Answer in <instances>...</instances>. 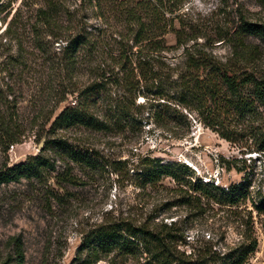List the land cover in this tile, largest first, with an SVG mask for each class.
Instances as JSON below:
<instances>
[{
  "label": "trees",
  "instance_id": "16d2710c",
  "mask_svg": "<svg viewBox=\"0 0 264 264\" xmlns=\"http://www.w3.org/2000/svg\"><path fill=\"white\" fill-rule=\"evenodd\" d=\"M31 1L23 0L22 4H38L33 32L43 31L62 39L64 67L89 71L96 77V81L79 91L74 105L58 114L52 133L80 128L120 133L134 144L140 138V124L144 120L141 113L147 115V122L152 119L159 127L169 129L163 111L167 104L157 99L170 101L165 99L170 91L178 107L194 114L221 138L230 140L240 130L255 140L257 150L264 152L262 53L259 46L246 40L255 37L264 41V24L251 21L240 12L235 28L215 30L214 37L230 47L229 54L220 57L211 48V35L202 32L190 18L186 7L189 0ZM11 3L12 0H0V9L10 7ZM18 12L19 8L4 31L10 39ZM88 18L95 23L89 24ZM107 82H113L116 93L111 95L106 90ZM141 91L153 98L137 103L135 95ZM10 95L11 87L7 91L0 88V148L4 151L21 143L24 135L18 123L17 100H10ZM56 137L44 141L37 155L11 167L2 166L0 187L43 178L45 173L55 170L57 157L80 168L91 166L89 152ZM66 167L59 174L61 180L76 184L80 179L72 175V167ZM137 171L143 186L172 178L178 197L173 206L194 211L212 203L238 206L250 195L246 178L225 190L219 189L213 183L193 181L189 167L165 164L159 158H141ZM181 241L182 235L173 221L140 225L102 222L83 236L72 264H96L111 253L118 257L139 255L138 259L145 254L146 264H245L257 249L253 237H246L247 245L243 242L227 252L217 249L216 243L198 240L187 252L179 247ZM7 245L13 249L5 255L0 249V264H25L22 239L12 237Z\"/></svg>",
  "mask_w": 264,
  "mask_h": 264
},
{
  "label": "rangeland",
  "instance_id": "374dc122",
  "mask_svg": "<svg viewBox=\"0 0 264 264\" xmlns=\"http://www.w3.org/2000/svg\"><path fill=\"white\" fill-rule=\"evenodd\" d=\"M22 1L12 0L10 7L0 9V88H12L8 98H16L18 123L24 130L21 143L6 151L0 148V168L37 155L43 144L55 136L89 152L92 161L91 166L80 168L57 157L55 170L43 178L0 187L3 254L13 249L7 241L20 237L25 264H72L83 236L102 222L140 225L173 221L182 235L179 247L183 251L189 252L198 240L216 243L217 249L227 252L243 242L247 245L246 237H253L257 249L245 264H264V152L257 150L255 140L239 130L242 128L230 140L221 138L194 114L178 107L170 91L165 98L170 101L157 99L167 104L163 111L169 129L159 127L152 119L147 122V115L141 113L144 120L140 138L134 144L120 133L82 128L52 133L58 114L74 105L79 91L96 77L89 71L64 67L63 40L43 31L33 32L38 4L23 5ZM225 1L227 4L224 0H189L186 4L192 21L211 35V48L220 57L227 56L230 47L214 37L215 30L235 28L240 12L247 19L264 24V0ZM18 8L10 39L4 31ZM88 21L95 23L91 18ZM246 40L260 47L264 67V41L255 37ZM105 88L111 95L117 92L113 82H107ZM135 96L137 103L153 98L142 91ZM47 154L54 156L50 151ZM143 157L185 165L192 172L193 181L213 183L219 189L225 190L246 178L250 195L238 206L212 203L199 211L173 206L178 197L172 178L144 186L139 180L137 166ZM67 164L72 167V175L80 179L76 184L61 180L59 174L67 169ZM138 256L118 257L111 253L96 264H146V255L141 259Z\"/></svg>",
  "mask_w": 264,
  "mask_h": 264
}]
</instances>
